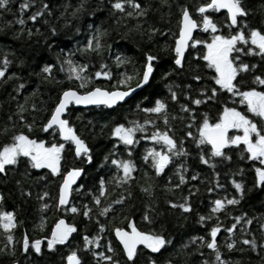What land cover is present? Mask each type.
Here are the masks:
<instances>
[{
  "label": "trees",
  "instance_id": "1",
  "mask_svg": "<svg viewBox=\"0 0 264 264\" xmlns=\"http://www.w3.org/2000/svg\"><path fill=\"white\" fill-rule=\"evenodd\" d=\"M22 2L23 0H11L7 11L0 10V61L7 53L11 64L6 75L12 76V79L6 82L0 80V129L5 126L9 128L7 136H0V145L6 142L7 137L15 131H22L33 139H42L46 145L59 141L58 136L53 139L48 133L42 132L40 125L49 116V110L58 101L62 90L78 88L77 82L69 81L66 73L59 70L60 64L57 60L58 58L62 60L65 54L73 53L70 57L73 61L87 64V72L90 76L96 71H109L111 80H105L101 76L98 79L94 78L88 85V87L99 86L101 88L116 85L121 78V73L141 70L146 54L156 56L157 60L154 61L156 67L149 85L126 103L113 109L105 107L82 109L76 106H71L69 109L70 125L90 149L91 163L83 158H76L74 151L68 150L74 149V146L66 144V150L62 153L61 171L64 172L72 167L83 169L84 174L78 185L80 191L72 194L70 204H74L81 212L83 205L87 204L92 209V220L85 219L82 214H72L55 209V197L58 195V184L61 182L59 175L53 177L47 169L28 168L26 170L23 163L16 169L9 170L7 176L0 174V195L4 196L3 202L0 203V210L14 213L17 221V227L14 229L15 240L19 241L24 235L30 237V241L37 238L42 240L41 255L37 256L34 252L23 253L17 243L15 256L6 254L7 249L4 253H0V264H67L66 256L72 250H78V255L83 258V264H97V260L90 252L83 251V235H88L90 239L99 235V246L89 245V248L97 253L104 252L106 255H113L120 264H125L126 258L123 255H116V253L121 254L122 249L114 238L113 229L120 227L129 230L127 227L129 222L141 231L163 232L172 242L160 253H151L145 249L137 258L138 264H150L152 259H155L157 264H168V261H171V264H203L204 261L211 264L214 260L211 250L200 246L199 240L196 243H189V241L192 237L201 236L210 240L211 237L207 233L217 223L221 227L216 240L222 259L232 261L233 264L236 261H239V264H264V259H262L264 249L259 247L260 244H264V230L261 228V225H264V186H255L254 167L258 166L257 162L240 159L239 149H227L225 152L231 156V160L213 158L209 164H201L199 160L201 149H198L185 135L189 130L186 128L188 121L180 119L187 115L180 111L181 104L189 103L184 99L186 93L190 98H199L201 88L205 85L209 89L214 86L210 79L212 73L207 68L201 67L204 62L193 59L194 56L199 55L197 50L189 49L188 53L191 55L187 53V62L182 71L176 69L172 63L174 34L178 35L181 7L187 6L190 12H193L199 0H168L170 8L161 7L160 0H137L143 5H151V10L142 21L143 27L144 29L152 27L159 31L150 39L147 34L142 36L140 31L134 29L135 20L126 19L117 22L121 14L113 13L111 3L115 0H29L30 7L21 12L20 3ZM82 2V11L73 15ZM44 4L49 7L43 10V15L35 22L29 20L28 17L35 11L42 10ZM245 4L251 12L248 18L251 24L254 27H264L262 23L264 22V0H245ZM126 10H129L127 6ZM49 12L51 15L48 14ZM19 18L25 20L23 26L15 23ZM89 25L93 27L90 29ZM96 27L102 31L107 30V35L102 42L110 45L111 49L109 51L105 48L102 57L95 54L82 56L77 49L86 43ZM53 28L55 35L52 34ZM29 30L33 33L31 37L27 35ZM222 31L227 32V29H222ZM195 35L197 37L206 36L200 32H196ZM116 56L127 58L130 62L117 67ZM244 59L252 63L259 62L258 57H245ZM101 63L106 64L107 68L101 69ZM46 64L53 65L52 75L55 79L52 82L45 81L42 76L37 75ZM261 71H264V65L256 69L257 74ZM193 75H200L202 79L199 82L192 80ZM243 76L248 85L244 90H248L249 87L260 90L264 87L252 84L251 74H243ZM237 79L239 80L240 77ZM20 83H24L25 88L17 94L14 89ZM132 85H135V80ZM170 85L178 95L175 102L170 98ZM186 85L191 87H185ZM86 90L81 89L80 91ZM34 92L35 96L32 95ZM25 97L29 98L26 104ZM156 99L163 100L167 105L166 110L171 128L169 135L178 142L184 140V148L188 153L187 156H173L172 162L160 176H156L151 168L150 158L148 162H145L143 156L148 149L163 150L160 145L147 137L151 136L155 128L161 131L168 129L163 120L156 117V114L144 113L137 108V105L154 106ZM18 104H25V107L29 109L24 113L27 122H32L35 117V126L31 132L17 120L15 113ZM32 104H35L40 111L32 112ZM223 106H232V103L227 95L220 94L215 103L202 104L198 111L208 113L210 119L215 121ZM235 106L238 110L241 107L238 104ZM191 107L196 108L195 105ZM9 116H12V121L8 120ZM173 116L177 119L173 120ZM146 119L154 120L155 127L152 123L145 124ZM132 121L143 125L146 131L136 133L135 139L139 142L130 147L132 155L129 156L123 144H118L116 149L113 148L116 141L110 133L115 125L124 124L127 127L131 126ZM13 124L15 128L12 127ZM191 131L195 134L196 130L193 128ZM59 142L63 143V141ZM112 152L116 155H110ZM106 157H108L107 160ZM113 158L128 159L135 164L137 168V171L133 173L135 179L130 181L129 185L116 186L112 177L122 175V173L111 164ZM206 158H208L207 155ZM212 164L215 167L210 166ZM181 166L187 170L184 171ZM178 169L185 178L183 184L180 183ZM193 175L197 176L196 180H192ZM41 176L46 178L40 179ZM101 178L105 180L107 196L101 197L100 207L110 204L122 193L125 197L128 191L132 193L122 205L113 204L115 212H110L107 216H98V208L92 203V197L99 195L98 188ZM17 181L20 183L17 184ZM233 182L242 184V193L235 191ZM149 186H151V197L140 190L141 187L148 188ZM209 188L212 189L211 192ZM45 191L49 193V197L45 201L38 200V195ZM22 192L30 193V195L25 196ZM185 198L191 206L190 212L184 213L179 208L170 207L171 203H184ZM230 198H237L239 203L227 205L226 199ZM216 199L224 202L225 208L221 212L211 214V208ZM44 202L50 205L47 210L41 209V204ZM146 206L148 214L153 219L151 224L142 218ZM210 214L212 218L204 221L202 226L199 217H208ZM237 216L244 220H251L252 223L244 224L242 220L229 239V234L224 229L235 223L233 218ZM60 218H65L68 223L76 226L78 232L70 238L71 247L56 245V250L50 252L47 249L45 238L50 235L55 222ZM97 220L99 224L96 223ZM41 221H43V230L38 227ZM100 225L105 226V232L99 233ZM243 239H255L258 245L257 250L253 252L249 246L243 245L241 243ZM232 241L235 242V249L229 251L224 245ZM5 243L2 229H0V247H4ZM109 243L116 249L115 254L107 252ZM185 244H188L187 248L184 247ZM77 246H79L78 249ZM240 249L245 250L240 251ZM99 264H107V262L100 260Z\"/></svg>",
  "mask_w": 264,
  "mask_h": 264
},
{
  "label": "snow or ice",
  "instance_id": "2",
  "mask_svg": "<svg viewBox=\"0 0 264 264\" xmlns=\"http://www.w3.org/2000/svg\"><path fill=\"white\" fill-rule=\"evenodd\" d=\"M11 0H0V10H8V5ZM161 7H171L168 4V0H160ZM126 6L127 9L126 10ZM30 7L29 0H23L20 3V10L23 12ZM48 5L44 4L42 10H37L32 13L28 19L35 22L37 18L43 15V10L48 9ZM113 13H120L117 22L120 20L132 19L136 21L134 29L140 31L143 36L148 35L149 39L154 35L158 29L149 27L144 29L142 21L147 17L151 10V5H143L137 0H115L111 3ZM83 2L74 12L82 11ZM223 10V12H222ZM51 15V13H48ZM220 14V15H217ZM251 12L245 4V0H199L198 4L194 6V11L190 12L187 6L181 7L180 18L178 20V35L174 34V46L172 47V63L176 69L183 70L187 62L186 52L189 49H194L199 52L198 56H194L195 60H202L204 63L201 65L203 68H207L212 75L210 79L213 81L214 86L210 89L207 85L199 90V98H190L186 93L185 100H188V104H181L180 111L186 113V116L180 117L181 120H187L186 128L189 129L185 135L192 140L198 149H201L199 160L201 164H209V161L213 158H220L221 160H231L225 149H239L240 159L257 162L258 166L254 167L255 172V186H264V87L257 90L255 87H249L248 90H244L248 85L245 82L243 74H251L252 84L257 86H264V71L259 74L256 73V69L260 65H264V27H254L249 21ZM15 23L23 26L25 20L19 18ZM264 23V22H262ZM93 25H89L91 29ZM227 29V32L222 31ZM132 29H130L131 31ZM39 32V29H37ZM194 32H200L206 34V36L197 37ZM52 34L55 35V29H52ZM27 35L31 37L33 33L29 30ZM107 35V30H101L96 27L95 32L87 38L86 43L77 49L82 56H88L95 54L97 56H103L105 48L109 51L110 45H106L102 42L103 38ZM198 46H201L198 48ZM191 55V53H188ZM73 53H67L64 58L57 62L60 64V71L65 72L69 81H75L78 84V88H68L62 90L58 98V101L49 110V116L40 125V130L44 133H48L55 139L59 137V141L52 142L50 144L45 143L42 139L30 138L22 131H15L10 137H7L6 142L0 145V174L7 176L9 170H14L21 163L24 164L25 169L28 168L41 170L47 169L51 176L55 177L59 175L61 182L58 184V195L55 197L56 204L54 205L57 211L70 212L72 214H82L85 219L92 220V209L87 204L83 205V211L81 212L74 204H70L69 198L73 193H79L80 187L73 188V185L77 184V178L82 175L83 169L72 167L68 170L61 171L62 153L66 150L65 145L71 144L74 149H68L74 151L76 158H83L88 163H91V156L89 155L90 149L86 145L85 141L80 138L74 128L70 125L68 116L70 115V106H104L108 109H113L121 103H126V98L132 96L137 89H142L150 82L156 65L154 61L157 57L151 54H146L142 68L139 71H133L132 73H121V78L117 81L116 85L109 88L88 87L92 80L98 79L101 76L105 80H111V73L109 71H96L91 76L88 74V65L80 64L73 61L70 57ZM245 57H258V63H252L246 61ZM116 66L121 67L130 61L127 58L116 56ZM22 63V62H21ZM0 80L5 82L12 79V76L6 75L11 61L8 59V54H4V58L0 61ZM101 69L107 68L104 63L100 64ZM53 65L46 64L43 66L38 76H42L45 81H54L52 75ZM15 75V74H13ZM240 77L238 80L237 78ZM192 80L199 82L202 77L200 75H193ZM135 80V85L132 82ZM59 83V81H56ZM179 87V85H176ZM185 87L190 88V85ZM25 88L24 83H20L14 91L17 94L21 89ZM81 89H87L86 91H80ZM170 98L173 102L177 101L178 95L172 90V86H169ZM220 94L227 95V98L231 100L232 106H223L219 110V114L215 121H212L206 112H199V106L208 102L215 103ZM35 96V92L32 93ZM15 99V97H12ZM28 97H25V104L28 101ZM25 104L17 105V112L15 113L17 120L24 125L29 132L32 131L35 126V117L32 122H27L24 116L26 111H29L25 107ZM240 105L238 108L235 105ZM195 105L193 109L191 106ZM137 108L150 114H156L158 119H162L167 131H161L159 128L151 133L150 137H147L152 142L160 145L162 151L155 149H148L143 156L145 162L149 161L150 166L154 170L156 176H160L164 173L165 168L172 162V157L187 156L188 153L184 148V140L179 142L169 135L171 128L169 127V117L167 113V105L161 99L154 101V106L141 107L137 105ZM31 111H40L35 104L31 105ZM173 120L177 119L176 116L172 117ZM9 121H12V116L8 117ZM152 123L155 127V121L145 120V124ZM15 128V124L12 125ZM195 128V134L191 129ZM9 128L5 126L0 129V136H7ZM145 127L135 121L131 122V126H125L124 124H117L111 129V137H113L116 143L113 144V148L116 149L118 144H123L128 150V155L131 156L130 147L134 146L139 141L135 139L136 133H144ZM230 132L232 134H230ZM143 138V137H142ZM110 155L115 156L116 153L112 152ZM206 155L208 158H206ZM106 160L108 157L105 158ZM111 164L115 166L118 172L122 175L112 177L115 180L116 186L121 187L123 185H129L130 181L135 178L133 173L137 171L135 164L128 159H111ZM215 167L214 164L210 165ZM183 168V166H181ZM186 171V168H183ZM243 171L242 169L240 170ZM177 174L180 176V183H185V178L180 174V169L177 170ZM147 176V173H145ZM45 176H41L40 179H45ZM192 180H196L197 176L193 175ZM20 181H17L19 184ZM219 186V185H218ZM233 186L237 193L243 192L241 183L233 182ZM141 192L151 197V186L148 188L141 187ZM212 191L211 188L208 189ZM99 195L92 197V203L98 208V216H107L110 212H115L112 207L115 205H122L127 197H131V191H128L127 197L122 193L119 197L110 204L101 206V197L107 196V189L105 187V180L103 178L99 181L98 188ZM23 195L29 196L30 193L22 192ZM89 195H92L89 193ZM49 197L47 191L39 194L37 199L45 201ZM4 200V196L0 195V203ZM239 203L237 198L226 199L227 205H236ZM50 205L47 202L41 204L42 210H47ZM170 207L179 208L184 213L191 211V206L187 203L185 198L184 203L176 204L171 203ZM225 203L220 199L214 201V206L211 208V214H216L223 211ZM208 217L200 216L199 222L203 226V222L212 218V215ZM143 220L149 224L153 223L152 217L148 214V208L146 206ZM235 223L226 227L224 231L229 234V239L234 234L238 224H241L242 220L244 224L250 225L251 220H244L242 217H234ZM99 224V221H96ZM17 227V221L15 215L11 211L0 210V229L3 232V240L6 242L4 247H0V253H4L7 249L9 255L15 256L16 247L19 243L20 250L23 253L30 254L34 252L37 256L42 254V240L37 238L30 241V237L27 235L22 236L19 241L14 238V229ZM40 230H43V221L38 226ZM130 231L115 227L113 229L116 240L119 242V246H122L121 255L126 257L125 264H138V257L147 249L151 253H160L167 245L171 244V240L168 239L163 232L154 231H141L132 223L127 225ZM264 230V225H261ZM243 230V229H242ZM221 231L219 223L216 226L211 227L210 232L207 233L211 237L210 240H206L205 237H192L189 243H196L200 241V246L206 247L214 254V260L211 264H233L232 261H226L221 258V252L217 244V234ZM76 226L70 223H66L65 219H58L54 227L50 231V235L46 237L48 251H55L56 245H67L71 247L70 238L74 233H77ZM105 232V226L100 225L99 233ZM100 236H93L91 239L88 235H83V251L90 252L91 255L97 260L99 264L100 260L106 261L107 264H120L119 260L114 259L113 255H106L104 252H94L89 248V245L99 246L98 241ZM243 245L250 247L251 251L257 250V242L255 239H243L241 241ZM142 246V247H141ZM229 251L235 249V242H226L224 245ZM185 248L188 244L184 245ZM259 247L264 249V244H260ZM79 246H77V249ZM245 249H240L244 251ZM108 253H115L116 249L111 243L107 245ZM264 259V257H262ZM67 264H83V258L78 255V250H72L70 254L66 256ZM150 264H157L155 259L150 261ZM171 264V261H168ZM203 264H209L208 261H204ZM235 264H239L236 261Z\"/></svg>",
  "mask_w": 264,
  "mask_h": 264
},
{
  "label": "water",
  "instance_id": "3",
  "mask_svg": "<svg viewBox=\"0 0 264 264\" xmlns=\"http://www.w3.org/2000/svg\"><path fill=\"white\" fill-rule=\"evenodd\" d=\"M222 12H223V10H222ZM196 34V32H194V35ZM189 51V50H188ZM187 53L188 52H186V55H187ZM152 76H153V74H152ZM152 76L150 77V82H151V79H152ZM149 82V83H150ZM149 85V84H148ZM148 85H146V86H144V88H142V89H137L136 90V92L135 93H133L132 94V96L131 97H129V98H126V100L127 101H129L130 99H132L137 93H139L140 91H142L143 89H145ZM122 104H124V103H121L120 105H122ZM71 106H76V105H71ZM70 106V107H71ZM119 106V105H118ZM117 106V107H118ZM76 107H79V108H82V109H88V108H93V107H97V106H93V105H89V106H83V105H80V106H76ZM99 107H104V106H99ZM117 107H115V108H117ZM230 134H231V132H230ZM227 149H225V151H226ZM83 174H84V172H82V175L80 176V177H78L77 178V184L76 185H73V188H76L79 184H80V182H81V180H82V177H83ZM71 198H72V195L70 196V198H69V201L71 202ZM60 219H65V218H60ZM65 222L66 223H68V221L65 219ZM56 223V222H55ZM55 225V224H54ZM54 227V226H53ZM126 230V229H125ZM139 230V229H138ZM127 231H130V229L129 230H127ZM113 235H114V232H113ZM114 237H115V235H114ZM115 240H116V238H115ZM117 241V240H116ZM118 242V241H117ZM118 244H119V242H118ZM142 247V246H141ZM121 248H122V246H121Z\"/></svg>",
  "mask_w": 264,
  "mask_h": 264
},
{
  "label": "flooded vegetation",
  "instance_id": "4",
  "mask_svg": "<svg viewBox=\"0 0 264 264\" xmlns=\"http://www.w3.org/2000/svg\"><path fill=\"white\" fill-rule=\"evenodd\" d=\"M121 249H122V248H121ZM112 254H113V253H112ZM114 254H115V253H114ZM116 255H117V256H120L121 254H119V253H116ZM123 257H124V256H123ZM124 258H126V257H124Z\"/></svg>",
  "mask_w": 264,
  "mask_h": 264
},
{
  "label": "bare ground",
  "instance_id": "5",
  "mask_svg": "<svg viewBox=\"0 0 264 264\" xmlns=\"http://www.w3.org/2000/svg\"><path fill=\"white\" fill-rule=\"evenodd\" d=\"M115 238V237H114Z\"/></svg>",
  "mask_w": 264,
  "mask_h": 264
}]
</instances>
